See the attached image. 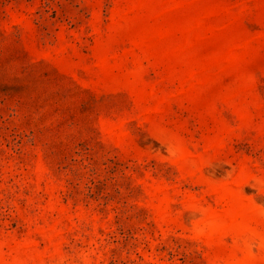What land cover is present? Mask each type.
Returning a JSON list of instances; mask_svg holds the SVG:
<instances>
[{
	"label": "rangeland",
	"instance_id": "374dc122",
	"mask_svg": "<svg viewBox=\"0 0 264 264\" xmlns=\"http://www.w3.org/2000/svg\"><path fill=\"white\" fill-rule=\"evenodd\" d=\"M0 264H264V0H0Z\"/></svg>",
	"mask_w": 264,
	"mask_h": 264
}]
</instances>
